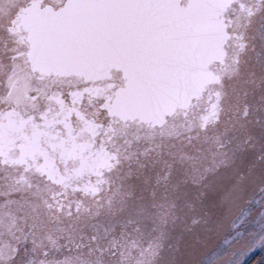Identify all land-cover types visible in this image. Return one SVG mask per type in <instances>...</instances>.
<instances>
[{
  "label": "snow or ice",
  "instance_id": "1",
  "mask_svg": "<svg viewBox=\"0 0 264 264\" xmlns=\"http://www.w3.org/2000/svg\"><path fill=\"white\" fill-rule=\"evenodd\" d=\"M224 7L236 13L239 52L214 81L221 91L214 100L205 98L206 87L187 95L177 122L165 119L159 131L153 125L126 140L103 169L89 167L83 155L73 166V157L42 144L17 148L11 141L6 148L3 121L13 113L0 112V264H176L169 241L200 223L196 213L209 230L223 191L229 232L193 253L197 264H245L249 253L264 249V0H224ZM5 30L20 26L10 21ZM8 51V63L0 62V87L7 89L0 106L19 104L22 95L34 99L18 87L23 53ZM242 65L244 90L224 91L225 76L245 75Z\"/></svg>",
  "mask_w": 264,
  "mask_h": 264
},
{
  "label": "water",
  "instance_id": "2",
  "mask_svg": "<svg viewBox=\"0 0 264 264\" xmlns=\"http://www.w3.org/2000/svg\"><path fill=\"white\" fill-rule=\"evenodd\" d=\"M138 0L99 5L67 0L58 11L36 2L24 9L29 57L39 70L98 76L112 67L128 71L114 111L162 123L187 95L205 85L201 68L223 54L219 14L224 0ZM113 112V111H112Z\"/></svg>",
  "mask_w": 264,
  "mask_h": 264
},
{
  "label": "flooded vegetation",
  "instance_id": "3",
  "mask_svg": "<svg viewBox=\"0 0 264 264\" xmlns=\"http://www.w3.org/2000/svg\"><path fill=\"white\" fill-rule=\"evenodd\" d=\"M63 1L46 2L59 3L60 6ZM221 15L227 32L233 35L225 42V56L221 60L209 63L206 72L207 90L218 85L214 83L215 79L224 73L228 60L234 58L239 51V42L235 38L237 31L234 29L235 24L231 22L236 13L232 8H225ZM18 25L20 26L18 52L23 53L18 63L24 70L23 79L18 87L21 94L34 99H25L22 95L19 104L13 99L0 106V112L13 113L6 116L3 121L6 148L10 146L11 141L16 142L17 148L21 145L27 147L42 144L44 149L53 155L73 157V166L79 165L75 157L83 155L89 167L99 170L106 167L117 149L126 146L128 136L142 135L144 131L147 133L151 131L153 125L159 131L160 125L142 121L138 117L131 118L125 114L119 117L111 114L110 109L117 91L132 89L127 86V77L123 70L112 69L108 76L99 78L36 70L27 57L29 44L21 20ZM257 42L260 51L258 38ZM252 56L255 57V54ZM209 75L212 81L208 79ZM226 78L225 76L223 80L224 89H244L230 87L231 79ZM177 116L174 113L166 119L169 121ZM66 148H71L72 151L68 152Z\"/></svg>",
  "mask_w": 264,
  "mask_h": 264
},
{
  "label": "trees",
  "instance_id": "4",
  "mask_svg": "<svg viewBox=\"0 0 264 264\" xmlns=\"http://www.w3.org/2000/svg\"><path fill=\"white\" fill-rule=\"evenodd\" d=\"M258 187L259 185H257L255 188H252L249 191V195H256V188ZM219 200L221 207L215 211L214 218L211 221V226L209 230H205L204 216L200 215L199 213H196L193 215L192 218L199 220L200 223L194 226L189 225L191 231H178L173 236L174 242L171 246V249L167 251V255L170 257L174 256L176 259V264H197V261L195 259L184 261V259L186 258V256H183L184 251H191L192 256L193 253H203L204 251L215 246L220 240L224 238L225 235L228 234L232 222V217L225 215L223 211V206L226 205L229 200V193L227 191L221 192L219 195ZM187 236H191V238L193 239L192 248H189V250H185V247H187V244L185 243V239L187 238ZM205 240H207L206 243ZM237 248H239V246H237ZM245 264H263L261 253H256L255 255H253Z\"/></svg>",
  "mask_w": 264,
  "mask_h": 264
},
{
  "label": "rangeland",
  "instance_id": "5",
  "mask_svg": "<svg viewBox=\"0 0 264 264\" xmlns=\"http://www.w3.org/2000/svg\"><path fill=\"white\" fill-rule=\"evenodd\" d=\"M30 1L32 0H0V62H3L5 64L7 63V56L12 54L10 51H8L9 49H16L17 51L20 49V44H19L20 31L17 33H9L5 30V28L10 21H15L16 24L20 22L22 9ZM9 12H11V14L8 15ZM234 29L237 32L239 31V29H237L236 26H234ZM258 39H260L259 36H258ZM222 55L223 57L225 56V50L223 51ZM250 55H252V53H250ZM236 56L232 59L230 58L227 62V65H231L233 60L236 58ZM241 67H242V72H245V75L243 77H237L235 79H231L229 82L230 87L245 88V85L243 84V79L246 78V71L244 69V66H241ZM211 78L212 77L209 75L208 79L211 80ZM223 90L229 91V92L232 91V89H223ZM236 90L239 92H242L244 89H236ZM216 91H221L219 85H215L213 89H208L206 91L205 98H207L209 94H212L213 100H214L215 99L214 93ZM6 92H7V89H0V96L6 95ZM178 120H179V116L173 117L169 119L168 123L171 124V123L177 122ZM144 134H146L145 131L143 132L142 135ZM134 138L135 136L127 137L128 140L134 139ZM207 240H205V243L207 242ZM173 242H174V237L169 241L171 246L173 245ZM192 242H193V239L191 238V236H187V238L185 239V243L187 244V247H185V250L187 249L189 250V248H192ZM261 250L263 249L256 248L255 251L249 253L246 257L245 263L256 253H261V257H262L263 264H264V250L263 251ZM172 251H173V247H172ZM193 252H197V251H193ZM183 256H186L184 261L194 259L191 251H184Z\"/></svg>",
  "mask_w": 264,
  "mask_h": 264
}]
</instances>
